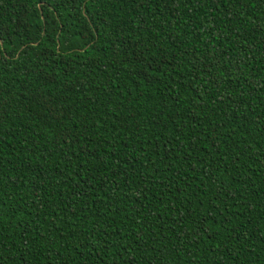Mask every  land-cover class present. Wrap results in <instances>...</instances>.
I'll return each mask as SVG.
<instances>
[{
	"label": "trees",
	"instance_id": "1",
	"mask_svg": "<svg viewBox=\"0 0 264 264\" xmlns=\"http://www.w3.org/2000/svg\"><path fill=\"white\" fill-rule=\"evenodd\" d=\"M0 264H264V0H0Z\"/></svg>",
	"mask_w": 264,
	"mask_h": 264
}]
</instances>
